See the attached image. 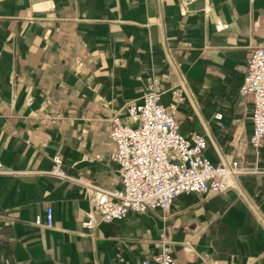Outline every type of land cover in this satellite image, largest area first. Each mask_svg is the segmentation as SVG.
Segmentation results:
<instances>
[{
  "label": "crops",
  "instance_id": "1",
  "mask_svg": "<svg viewBox=\"0 0 264 264\" xmlns=\"http://www.w3.org/2000/svg\"><path fill=\"white\" fill-rule=\"evenodd\" d=\"M264 45V0H0V264H143L172 245L178 264H264V139L240 94ZM152 73L206 156L256 172L225 193H180L167 210L84 225L92 191L121 189L110 117L143 101ZM218 114L222 116L217 117ZM54 211L53 227L46 222Z\"/></svg>",
  "mask_w": 264,
  "mask_h": 264
},
{
  "label": "built area",
  "instance_id": "2",
  "mask_svg": "<svg viewBox=\"0 0 264 264\" xmlns=\"http://www.w3.org/2000/svg\"><path fill=\"white\" fill-rule=\"evenodd\" d=\"M165 92L161 77L152 73L143 101L130 104L125 117H110V140L117 145L115 160L120 165L121 189H104L92 181L75 178L64 169L61 155L53 157L50 174L79 181L92 191L93 217L84 222L87 228L123 220L132 212L165 211L180 193H225L236 187L240 175L256 172L243 167L237 155L222 163L207 157L204 135L186 136L180 131L176 113L185 99L181 87L173 89L169 104L162 102ZM240 94L254 99L249 141L258 148L264 139V45L256 47L248 60ZM8 172L0 162V173ZM34 223L53 227V208H47L45 223L41 215ZM152 258L157 264H178L167 242ZM143 264H151V259Z\"/></svg>",
  "mask_w": 264,
  "mask_h": 264
}]
</instances>
